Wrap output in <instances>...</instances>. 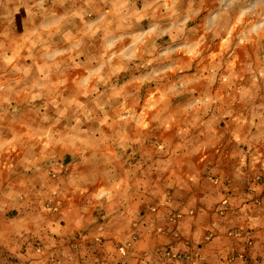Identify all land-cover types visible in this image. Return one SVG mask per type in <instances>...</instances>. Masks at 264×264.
Listing matches in <instances>:
<instances>
[{
  "label": "crops",
  "instance_id": "obj_1",
  "mask_svg": "<svg viewBox=\"0 0 264 264\" xmlns=\"http://www.w3.org/2000/svg\"><path fill=\"white\" fill-rule=\"evenodd\" d=\"M5 15L0 50L20 30ZM215 60L131 66L124 104L75 124L1 123L0 264H264V89Z\"/></svg>",
  "mask_w": 264,
  "mask_h": 264
},
{
  "label": "rangeland",
  "instance_id": "obj_2",
  "mask_svg": "<svg viewBox=\"0 0 264 264\" xmlns=\"http://www.w3.org/2000/svg\"><path fill=\"white\" fill-rule=\"evenodd\" d=\"M0 10L20 28L0 50V124H75L93 115L82 106L124 104L112 94L131 66L154 78L161 64L206 53L214 71L252 74L243 88L264 89V0H2ZM29 87L36 97L17 101Z\"/></svg>",
  "mask_w": 264,
  "mask_h": 264
},
{
  "label": "built area",
  "instance_id": "obj_3",
  "mask_svg": "<svg viewBox=\"0 0 264 264\" xmlns=\"http://www.w3.org/2000/svg\"><path fill=\"white\" fill-rule=\"evenodd\" d=\"M38 244H40V242H38ZM166 254L168 255L169 258H173V259H181V258L190 257V254H185L182 252L174 251L171 247L166 248Z\"/></svg>",
  "mask_w": 264,
  "mask_h": 264
}]
</instances>
